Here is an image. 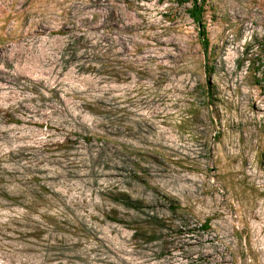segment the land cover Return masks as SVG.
Here are the masks:
<instances>
[{"label": "rangeland", "instance_id": "374dc122", "mask_svg": "<svg viewBox=\"0 0 264 264\" xmlns=\"http://www.w3.org/2000/svg\"><path fill=\"white\" fill-rule=\"evenodd\" d=\"M189 6L0 0V264H264V0Z\"/></svg>", "mask_w": 264, "mask_h": 264}, {"label": "trees", "instance_id": "16d2710c", "mask_svg": "<svg viewBox=\"0 0 264 264\" xmlns=\"http://www.w3.org/2000/svg\"><path fill=\"white\" fill-rule=\"evenodd\" d=\"M178 4L184 5V4H190V6L186 9L188 17L192 19V21L197 25L198 27V33H199V39L204 51L205 56L207 55V50L209 47V40L207 37V32L204 24V13H205V6L207 0H175ZM207 68V74L210 75L213 72V68L211 66L206 67ZM236 68L238 70L242 68H246V70L251 74L252 76V82L255 85L260 86L261 85V76L258 75V73L261 74V72L264 71V37L261 39H254L251 42H248L244 50L242 51L241 55L236 59ZM115 202L122 204L123 206L127 208H131L134 210H140L142 209L143 202L138 199L131 198L127 193L125 192H119L112 198ZM165 199L168 201V208L170 211L175 212L177 210H183L180 205L174 201L172 198L165 197ZM162 219H156L153 224H155L158 228L163 227ZM200 227L202 230L209 229V219L200 224ZM140 231V230H139ZM142 233V237H146V232H140ZM154 234H149L145 239L148 241L149 239L153 240L156 239V236Z\"/></svg>", "mask_w": 264, "mask_h": 264}]
</instances>
